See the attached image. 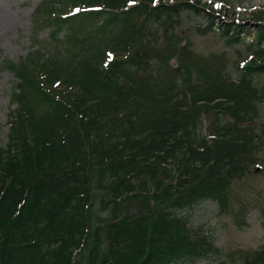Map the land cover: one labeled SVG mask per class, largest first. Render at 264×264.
Instances as JSON below:
<instances>
[{
  "label": "trees",
  "instance_id": "trees-1",
  "mask_svg": "<svg viewBox=\"0 0 264 264\" xmlns=\"http://www.w3.org/2000/svg\"><path fill=\"white\" fill-rule=\"evenodd\" d=\"M128 1L43 0L33 26H53L52 38L18 62L2 61L17 82L0 148V264H194L217 252L179 211L203 200L228 211L229 188L254 148L264 94L253 76L264 60L236 79L191 64L171 41V23L164 49L148 39L151 18L166 21L185 4ZM72 3L101 9L63 17ZM256 40L264 42L263 26ZM107 51L114 58L105 66ZM174 56L202 80L179 83L155 70V57L167 65ZM209 106L221 122L207 137ZM141 195L155 206L122 216L125 198ZM220 262L264 264V248Z\"/></svg>",
  "mask_w": 264,
  "mask_h": 264
},
{
  "label": "rangeland",
  "instance_id": "rangeland-1",
  "mask_svg": "<svg viewBox=\"0 0 264 264\" xmlns=\"http://www.w3.org/2000/svg\"><path fill=\"white\" fill-rule=\"evenodd\" d=\"M141 1V0H137ZM178 1V2H176ZM190 3L201 11L183 5L178 13L171 17L164 15L166 21L151 18V40L158 49L168 43L165 27L172 26L171 41L183 57L189 56L190 63H204L203 67L217 66L223 74L237 78L247 63L257 58L260 49L256 41L260 26H264V0H242L229 3L227 0H162L166 5ZM221 1H225L222 4ZM43 0H0V147L8 142V113L11 107L12 90L17 79L6 70L2 61L18 62L36 47L35 41L46 45L54 30L51 25L33 26V15ZM80 4V3H77ZM60 5V4H58ZM64 12L73 11V6ZM241 6L238 8V6ZM84 7V5H82ZM63 13V12H62ZM240 19V20H239ZM213 25L210 27V22ZM230 30L226 33L228 25ZM243 30L239 41H232L236 26ZM57 32V31H56ZM69 30L64 27L59 31V44H63L64 35ZM57 36V33H56ZM262 57L264 55L262 54ZM263 63V59H257ZM182 57H173L170 66L155 61V70L170 73L179 83L189 75L194 81H201L203 75L192 65L191 72L181 66ZM206 64V65H205ZM176 69H181L177 72ZM256 86L264 92V74L253 76ZM259 111L258 119L253 123L255 132V154L257 162L251 164L246 174L234 180L230 189V209L220 213L214 200H203L193 207L179 211L189 221L194 231H200L223 250L226 259L239 260L242 253H253L264 248V100L255 105ZM204 133L208 134L213 124L214 114H204ZM258 167V169H256ZM155 198L143 196L122 202V215H134L139 211L153 208ZM243 217V220H242ZM238 254L240 257L238 258ZM218 253L202 259L195 264H219ZM181 264V263H180Z\"/></svg>",
  "mask_w": 264,
  "mask_h": 264
}]
</instances>
